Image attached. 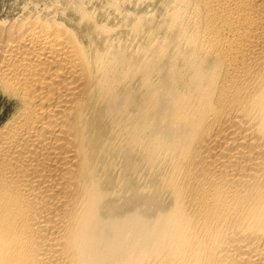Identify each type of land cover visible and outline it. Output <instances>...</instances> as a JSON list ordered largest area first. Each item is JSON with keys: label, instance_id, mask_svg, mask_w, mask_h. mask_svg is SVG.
Here are the masks:
<instances>
[{"label": "bare ground", "instance_id": "6f19581e", "mask_svg": "<svg viewBox=\"0 0 264 264\" xmlns=\"http://www.w3.org/2000/svg\"><path fill=\"white\" fill-rule=\"evenodd\" d=\"M193 5L152 126L77 36L0 21V264H264V0Z\"/></svg>", "mask_w": 264, "mask_h": 264}, {"label": "rangeland", "instance_id": "374dc122", "mask_svg": "<svg viewBox=\"0 0 264 264\" xmlns=\"http://www.w3.org/2000/svg\"><path fill=\"white\" fill-rule=\"evenodd\" d=\"M193 4L194 0H0V21L37 18L77 36L92 67L107 71L113 67L117 77L124 76L120 88H128L137 99L147 97L152 126L166 98V77H175L178 83L182 74L191 72L185 53L193 46L188 38L195 35ZM178 32L183 41L174 43ZM174 57H181L180 62L170 63ZM183 86L178 83L179 90ZM12 102L0 104L6 110ZM109 132L112 129L104 133Z\"/></svg>", "mask_w": 264, "mask_h": 264}]
</instances>
